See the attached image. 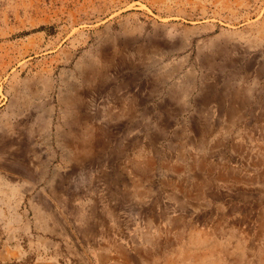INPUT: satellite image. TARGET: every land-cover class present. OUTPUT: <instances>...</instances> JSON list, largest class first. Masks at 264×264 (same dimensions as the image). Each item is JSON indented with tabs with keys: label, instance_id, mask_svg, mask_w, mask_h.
<instances>
[{
	"label": "rangeland",
	"instance_id": "374dc122",
	"mask_svg": "<svg viewBox=\"0 0 264 264\" xmlns=\"http://www.w3.org/2000/svg\"><path fill=\"white\" fill-rule=\"evenodd\" d=\"M263 23L0 0V264H264Z\"/></svg>",
	"mask_w": 264,
	"mask_h": 264
},
{
	"label": "crops",
	"instance_id": "0c3cea01",
	"mask_svg": "<svg viewBox=\"0 0 264 264\" xmlns=\"http://www.w3.org/2000/svg\"><path fill=\"white\" fill-rule=\"evenodd\" d=\"M175 228H177V227H174L173 229H170L169 227L166 228L167 230H169V232H166V235L165 236L167 238L166 240H169V242L165 243V245H164L166 254L167 255H171V258H173V259H177V257H176V254L177 253L175 254V252H176L175 249L179 245V243L177 242V240H174V239L171 240L172 238H170L173 235V232H174V231H171V230H175ZM224 255H227L230 258V255L229 254H224ZM234 259L235 258H233L231 260H234ZM236 260H237V258H236Z\"/></svg>",
	"mask_w": 264,
	"mask_h": 264
},
{
	"label": "bare ground",
	"instance_id": "6f19581e",
	"mask_svg": "<svg viewBox=\"0 0 264 264\" xmlns=\"http://www.w3.org/2000/svg\"><path fill=\"white\" fill-rule=\"evenodd\" d=\"M264 24V23H263ZM227 180V179H226ZM178 241V240H177Z\"/></svg>",
	"mask_w": 264,
	"mask_h": 264
}]
</instances>
